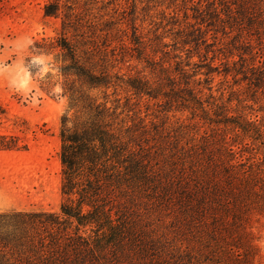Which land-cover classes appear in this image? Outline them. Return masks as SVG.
<instances>
[{"label": "trees", "instance_id": "16d2710c", "mask_svg": "<svg viewBox=\"0 0 264 264\" xmlns=\"http://www.w3.org/2000/svg\"><path fill=\"white\" fill-rule=\"evenodd\" d=\"M183 5L165 25L170 43L154 35L145 44L131 27L137 58L150 49L144 62L153 81L111 75L102 65L82 60L80 43L89 44L83 55L99 53L95 33L66 13L56 39L64 58L61 76L88 90L123 86L136 97L155 100L160 111L154 117L162 126L150 121L151 130L140 120L122 128L115 122L118 106L69 87L71 108L86 119L71 127L61 119L59 212L0 213V264L261 260L252 219L264 214V168L239 159L235 150L259 145L264 152V129L237 112L247 100L236 99L232 107L239 91L230 87L224 99V92L211 93L210 83L219 75L254 94L264 90V0H187ZM43 11L45 17L56 16L59 5L48 3ZM158 54L162 57L156 60ZM172 112L188 114L186 130L202 124L209 132L170 137L163 126ZM245 139L251 146L243 144ZM16 143L0 137V149H18Z\"/></svg>", "mask_w": 264, "mask_h": 264}, {"label": "rangeland", "instance_id": "374dc122", "mask_svg": "<svg viewBox=\"0 0 264 264\" xmlns=\"http://www.w3.org/2000/svg\"><path fill=\"white\" fill-rule=\"evenodd\" d=\"M185 1L0 0V137L6 141L15 138L18 148L0 149V213L59 212L63 201L59 158L61 119H66L65 127L86 119V115L71 108L69 87L85 92L98 102L106 99L109 106H118L115 122L122 128L132 127L140 120L141 127L146 125L151 130L150 121L154 126H162L161 121L154 117L160 111L155 100L136 97L123 86L88 90L74 78L61 76L59 70L64 58L56 47V39L66 13L72 18L76 16L81 24L91 26L89 30L95 33L93 40L99 53L83 55L89 44L82 47L80 43L78 53L82 60L88 58L91 65H102L111 75L139 76L153 81V75L144 62L150 49L147 48L137 58V45L131 41V27L135 26L138 37L145 44L152 43L154 35H161L165 37L164 43H170L171 36L166 33L170 27L165 25L173 11L183 9ZM54 2L59 5L57 15L45 17L44 6ZM181 18L182 11L179 14ZM66 37L72 40L70 35ZM78 40L76 38L73 42ZM156 56V60L162 57ZM163 60L173 66V60ZM196 61L195 57L191 62ZM198 78L202 80L204 77L197 76L195 80ZM232 85L231 77L214 75L210 83L211 93L220 96L224 92V99H227L230 87L239 91L232 96V107L236 108V99L247 100L245 105H241L242 109L236 108L237 112L264 129V90L254 94L244 89L245 84ZM203 92L208 95L206 89ZM168 117L163 127L170 137L174 133L201 135L209 132L202 124L186 130L185 126L190 125L187 113L172 112ZM246 143L251 146L249 141L243 140V144ZM252 148L254 150L235 151L239 153V159L245 161L250 158L264 168L262 148L259 145ZM252 227L261 255L257 264H264V214L253 216Z\"/></svg>", "mask_w": 264, "mask_h": 264}]
</instances>
